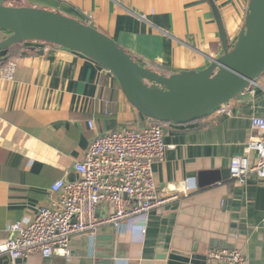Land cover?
I'll list each match as a JSON object with an SVG mask.
<instances>
[{
  "label": "crops",
  "instance_id": "crops-1",
  "mask_svg": "<svg viewBox=\"0 0 264 264\" xmlns=\"http://www.w3.org/2000/svg\"><path fill=\"white\" fill-rule=\"evenodd\" d=\"M211 1L227 37H236L248 0ZM7 4L88 19L144 66L164 75L204 69L222 53L209 0H8ZM5 37L0 31V40ZM30 47L42 53L23 55ZM1 56L15 59L17 67L13 80H0V242L12 237L11 223L31 218L46 202L53 182L77 178L73 166L97 134L141 128L149 121L126 100L115 77L82 54L25 42L0 52ZM228 109L229 114L216 112L186 125L165 123L163 141L168 148L152 165L162 204L125 219L118 228L106 223L93 236L72 235L69 257L35 253L11 260L0 255V264H92L97 237L109 236L114 264L125 260L165 264L159 257L174 243L182 250L196 244L197 252L207 256L217 249H237L244 264H264L261 180L250 172L239 182L229 172L211 182L230 169L233 157L247 156L251 164L257 159V150L247 151V144L256 135L251 117H264V73L232 99ZM183 182L190 186L188 192L181 188ZM107 214L106 207H97L96 217Z\"/></svg>",
  "mask_w": 264,
  "mask_h": 264
},
{
  "label": "water",
  "instance_id": "water-1",
  "mask_svg": "<svg viewBox=\"0 0 264 264\" xmlns=\"http://www.w3.org/2000/svg\"><path fill=\"white\" fill-rule=\"evenodd\" d=\"M0 0V52L25 42H40L77 52L93 60L117 80L126 100L144 117L164 123L186 125L216 113L241 94L264 73V0H248L243 20L232 43L227 37L221 15L209 0L217 25L222 53L201 70H181L164 75L140 64L90 22L31 6L7 4ZM42 53L30 47L22 52ZM0 57V62L5 60ZM221 171L220 176L229 174ZM202 175V174H201ZM200 175L199 184L202 185ZM97 237L92 264H114L112 237ZM176 241V240H174ZM165 264H207V255L173 247L159 257Z\"/></svg>",
  "mask_w": 264,
  "mask_h": 264
},
{
  "label": "built area",
  "instance_id": "built-area-1",
  "mask_svg": "<svg viewBox=\"0 0 264 264\" xmlns=\"http://www.w3.org/2000/svg\"><path fill=\"white\" fill-rule=\"evenodd\" d=\"M234 39L229 37V42ZM31 43L36 46L43 44ZM16 67L15 59L7 60L0 67V80H13ZM217 112L229 114L228 104ZM250 122L256 135L250 137L247 151L256 149L257 159L251 164L247 156L233 157L230 175L244 182L253 172L264 185V117L253 116ZM164 125V122L149 119L141 128L127 126L97 134L90 141L83 158L73 166L77 178L53 182L46 202L31 218L11 223L13 235L0 242V255H7L11 260L35 253L43 257H69L72 235L88 233L93 236L97 228L106 223L118 228L125 219L162 204L164 201L160 198L152 165L164 157L168 148L163 141ZM88 126L92 128L93 121H89ZM181 188L185 192L190 190L187 182H183ZM99 206L108 209L106 217H96ZM207 259L227 264L245 263L237 249L213 250ZM123 264L135 263L125 260Z\"/></svg>",
  "mask_w": 264,
  "mask_h": 264
},
{
  "label": "trees",
  "instance_id": "trees-1",
  "mask_svg": "<svg viewBox=\"0 0 264 264\" xmlns=\"http://www.w3.org/2000/svg\"><path fill=\"white\" fill-rule=\"evenodd\" d=\"M7 60H8V58L6 57L5 60H3L2 62H0V67H1L2 65H4V63H5ZM140 64L144 65V64L141 63V62H140Z\"/></svg>",
  "mask_w": 264,
  "mask_h": 264
},
{
  "label": "rangeland",
  "instance_id": "rangeland-1",
  "mask_svg": "<svg viewBox=\"0 0 264 264\" xmlns=\"http://www.w3.org/2000/svg\"><path fill=\"white\" fill-rule=\"evenodd\" d=\"M235 38V37H234Z\"/></svg>",
  "mask_w": 264,
  "mask_h": 264
}]
</instances>
